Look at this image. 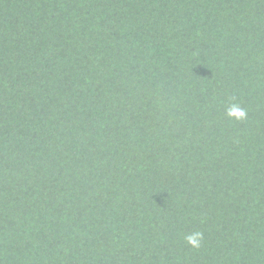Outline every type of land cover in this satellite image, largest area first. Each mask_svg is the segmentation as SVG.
Segmentation results:
<instances>
[{"label": "trees", "instance_id": "1", "mask_svg": "<svg viewBox=\"0 0 264 264\" xmlns=\"http://www.w3.org/2000/svg\"><path fill=\"white\" fill-rule=\"evenodd\" d=\"M0 264H264V0H0Z\"/></svg>", "mask_w": 264, "mask_h": 264}, {"label": "clouds", "instance_id": "2", "mask_svg": "<svg viewBox=\"0 0 264 264\" xmlns=\"http://www.w3.org/2000/svg\"><path fill=\"white\" fill-rule=\"evenodd\" d=\"M228 116L236 121H246L248 119V110L239 103H233L227 112ZM184 239L193 249H200L204 242V233L201 231H193L185 235Z\"/></svg>", "mask_w": 264, "mask_h": 264}]
</instances>
